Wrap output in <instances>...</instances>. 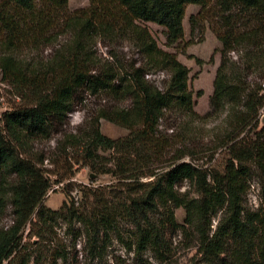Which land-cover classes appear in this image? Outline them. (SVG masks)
<instances>
[{"label": "trees", "instance_id": "16d2710c", "mask_svg": "<svg viewBox=\"0 0 264 264\" xmlns=\"http://www.w3.org/2000/svg\"><path fill=\"white\" fill-rule=\"evenodd\" d=\"M189 5L200 7L197 17H190L191 33L198 19L211 22L210 29L221 44L209 111L203 116L194 110L188 88L190 70L176 54L159 48L139 24L162 27L165 46L173 47L184 37L182 23ZM56 26L71 33V38L48 60L29 63L16 57L25 49L57 42L51 33ZM116 34L131 38L143 65L105 69L97 75L91 48L97 39ZM190 58L197 66L204 65L202 60ZM0 71L3 82L23 102L0 118V222L8 206L12 216L10 225L0 229V264L14 262L27 227L46 226L54 216L69 225L80 224L91 246H96L100 235L105 240L114 234L124 220L139 231L138 246L144 249L155 244L157 236L143 225L149 212L160 207L167 210L172 226L174 209L185 210L187 225L209 221L220 212L222 218L211 238L201 241L205 254L219 256L225 243L232 241L237 247L235 256L257 250L264 264V202L256 213L247 214L244 209L250 166L264 171V126L260 125L264 115V0H90L87 9L72 14L67 11V0H2ZM158 72L167 75L162 88L145 79ZM81 89L93 95L108 92L129 102L125 108L99 113L100 119L128 130L129 135L111 140L96 128L85 147L91 161L98 158L97 149L121 159L106 173L124 195L118 204L109 206L101 194L84 188L85 205L75 207L70 189L60 210L51 211L43 204L47 193L74 175L51 180L55 174L41 169L43 160L35 157L30 146L49 138L54 124H64ZM170 112L180 113L189 122L223 116V131L216 144V149L227 153L222 173L182 162L194 157L192 151L166 152L171 146L159 140L157 133L163 120H171ZM179 139L186 140V135ZM83 144V139L65 135L62 147L65 151ZM147 177L151 181L139 182ZM182 181L195 188V198L176 190ZM90 198L95 203H88Z\"/></svg>", "mask_w": 264, "mask_h": 264}, {"label": "rangeland", "instance_id": "374dc122", "mask_svg": "<svg viewBox=\"0 0 264 264\" xmlns=\"http://www.w3.org/2000/svg\"><path fill=\"white\" fill-rule=\"evenodd\" d=\"M1 3L2 0L0 5ZM89 5L90 0H67V11L72 14L87 9ZM199 11V6L187 7L182 23L184 37L170 48L165 46V30L162 27L152 23L139 24L150 32L159 48L176 54L178 61L190 70L188 88L193 94L194 110L203 116L209 111L214 81L209 77L220 63L221 44L210 29L211 22L198 19L197 27L191 33L190 17H197ZM51 33L57 37V42L43 43L33 50L25 49L16 54V57L29 63L44 62L56 48L71 38V33L62 27L56 26ZM91 53L94 59L93 72L97 75L105 69L129 70L132 66L138 68L144 62L131 38L120 34L97 39ZM190 57L202 60L204 65L197 66L195 59ZM232 57L235 58V55L232 54ZM145 79L162 88L167 75L158 72L153 76L146 75ZM199 92L200 97L197 96ZM128 103L125 99H115L108 92L93 95L81 89L73 98L72 112L65 116L64 124H54L49 138L31 143L30 147L35 157L43 160L41 169L55 174L50 177L51 180L72 173L74 175L62 184L52 186L43 202L46 209L59 211L67 200L66 192L70 189L69 196L75 207L85 205L84 188L101 194L109 206L122 200L124 190L115 187L117 181L106 173L121 159L111 151L97 149L94 153L98 158L91 161L87 157L85 147L96 128L111 140H123L129 135L128 130L99 118L102 111L110 112L116 108H125ZM22 104L15 90L3 82L0 71V118L3 113ZM168 117L171 120H163L157 133L159 140L171 146L166 152L192 151L194 157H185L182 162H192L201 170H208L213 174L222 173L227 153L225 149H216V144L223 131V116L194 122H189L178 112H170ZM260 125L264 126V115L260 118ZM183 134L186 135L184 141L179 139ZM65 135H75L83 139L84 144L80 148H67L64 151L62 145ZM163 164L164 160L158 164L161 169L164 168ZM91 166L98 170L91 169ZM250 167L249 188L244 198V209L247 214L256 213L264 202V171ZM149 181L151 179L147 177L141 178L139 182L145 184ZM68 185L70 186L67 188ZM176 190L188 198H195L197 195L195 188L187 181L178 183ZM91 202L95 203L93 198H90L88 203ZM173 215L175 226L168 223V212L164 208L149 212L148 221L143 228H149L152 235L157 237L155 244H149L144 249L138 246L139 231L124 220L119 221L114 234H109L105 240L100 235L96 246H91L80 224L69 225L63 219L54 216V220L46 226L37 225L33 228L29 226L25 229L12 264H22V261L26 264H262L257 250H251L247 255L235 256L237 247L232 241L225 243L224 252L219 256L205 254L201 241L211 238L218 221L222 218L220 212L209 221L194 225L185 224L186 213L182 208L174 209ZM11 217V208L8 206L0 222V229H6L10 225Z\"/></svg>", "mask_w": 264, "mask_h": 264}, {"label": "crops", "instance_id": "0c3cea01", "mask_svg": "<svg viewBox=\"0 0 264 264\" xmlns=\"http://www.w3.org/2000/svg\"><path fill=\"white\" fill-rule=\"evenodd\" d=\"M215 72H216V69L213 73L211 72L210 77H209L211 80H214L213 78L215 77Z\"/></svg>", "mask_w": 264, "mask_h": 264}]
</instances>
